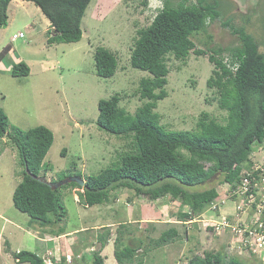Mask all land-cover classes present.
<instances>
[{
	"label": "rangeland",
	"instance_id": "1",
	"mask_svg": "<svg viewBox=\"0 0 264 264\" xmlns=\"http://www.w3.org/2000/svg\"><path fill=\"white\" fill-rule=\"evenodd\" d=\"M165 2L177 7L183 0H91L81 21V40L51 45L47 44L50 27L39 9L21 0L9 3L7 25L0 28V108L9 120L7 132H25L38 126L52 132L53 143L43 160L50 170L40 173L45 181L59 183L76 174L84 181L116 163L122 153L130 151V140L98 130L95 124L97 103L117 94L119 106L126 112L133 114L141 106L138 82L148 74L130 67V53L137 32L151 23ZM213 2L219 8L220 17L208 22L206 33L192 36L195 50L220 47L224 52L219 57L225 60L229 50L240 46L238 36L222 25L229 21L230 27L243 29L251 35L259 52L264 54V0ZM191 3L194 0L184 2V5ZM18 33H23L24 37L13 39L12 36ZM97 47H104L117 59L116 72L110 78H99L95 74L93 53ZM20 61L29 67V74L12 77L8 72ZM165 63L169 69L165 86L167 96L155 108L160 124L171 130H193L202 113L223 123L225 112L217 106L215 89L206 86L213 69L208 54L198 56L190 52L183 61L167 55ZM18 161L14 146L4 137L0 143V264H28L14 260L13 254L20 250L38 252L45 259L54 257V249L59 251L58 259L71 256L72 246L77 247L71 240L80 234L83 236L81 246L84 245L80 248L97 251L100 244L96 235L113 226L109 242L100 249V254L107 259L115 237L122 236L124 241V235L130 233L129 239L134 241L156 238L164 230L162 221L166 220L169 226L177 227L182 238L180 244L189 245L199 254L204 250L219 251L244 264H264L259 254L262 249L255 247L257 254L253 248H250L251 252L243 250L239 234L228 229L217 230L218 235L214 231L207 232L209 223L206 221H215L218 213L206 210L196 216L190 226H184L178 222V216L186 208L179 202L164 198L151 205V201L125 188L110 191L107 204L84 208L77 195L82 189L60 187L57 195L65 210L62 222L39 224L13 206L12 193L22 172ZM221 180V176L216 175L207 184L186 190L195 192L215 187L219 199H225L220 216L232 215V205L227 200L228 188L220 184ZM60 226L69 234L56 241L43 234L50 229L57 231ZM77 228L84 232L73 233ZM120 231L123 232L118 236ZM48 240L55 244L50 255L40 250L42 243ZM52 243H46V246H52ZM91 254L86 255L88 263ZM158 263L170 264L168 260Z\"/></svg>",
	"mask_w": 264,
	"mask_h": 264
},
{
	"label": "trees",
	"instance_id": "2",
	"mask_svg": "<svg viewBox=\"0 0 264 264\" xmlns=\"http://www.w3.org/2000/svg\"><path fill=\"white\" fill-rule=\"evenodd\" d=\"M11 1L0 0V28L7 25ZM21 1L32 3L47 19L50 27L47 44L81 40V21L91 0ZM187 1L183 0L177 7L165 2L151 23L137 32L129 64L148 74L138 82L141 106L130 114L119 106L117 94L97 103L95 124L98 130L130 140V151L122 153L116 163L96 176L84 180L83 187L72 182L65 184L82 189L77 195L84 208L107 204L110 191L125 188L149 201L166 197L179 202L186 208L178 216L179 220L186 222L201 215L213 200L219 198L215 187L195 192L186 189L203 186L216 175L222 178L220 184L235 186L242 166L264 141V54L259 52L251 35L243 29L230 27L229 21L222 25L238 36L240 46L228 51L226 62L219 57L224 52L220 47L195 50L192 36L206 33L208 22L220 17V12L213 0H194V3L184 5ZM207 38L211 40L210 35ZM190 52L198 56L208 54L213 69L206 86L215 89L217 106L225 112L224 122L218 123L209 114L202 113L193 130L166 129L155 112L157 103L167 96L165 86L169 69L165 57L172 55L183 61ZM93 61L99 78L106 79L115 74L117 59L104 47L95 49ZM233 66L235 70L231 69ZM8 73L12 77H24L29 74V67L20 61L13 64ZM8 126V117L0 108V143L4 137L9 139L22 167L21 180L12 193L13 206L39 224H60L65 216L57 195L60 187L51 188L49 184L55 182L48 184L40 175L41 171L50 170L43 160L53 143L52 132L43 126L25 132H7ZM75 176L81 178L79 174ZM56 230L50 229L48 233L59 236L64 227ZM120 238L114 240L117 264L133 257V249H119ZM180 239L181 234L170 228L158 239L150 240L148 247H161ZM103 241V238L99 239L101 246ZM92 255L91 263L83 264H103L98 252ZM13 258L17 263L44 264L36 252L26 250L15 252ZM51 261L67 264L65 258L59 261L51 258ZM188 264L244 263L223 252L205 251L194 255Z\"/></svg>",
	"mask_w": 264,
	"mask_h": 264
},
{
	"label": "built area",
	"instance_id": "3",
	"mask_svg": "<svg viewBox=\"0 0 264 264\" xmlns=\"http://www.w3.org/2000/svg\"><path fill=\"white\" fill-rule=\"evenodd\" d=\"M23 33L13 35V39L23 38ZM227 59L224 60L226 62ZM235 70L236 67L231 68ZM227 200L232 205V215H221V208L224 207V200L219 198L210 203L208 212H216V220H207L206 228L208 233L219 229H228L239 234L241 247L249 250L259 247L262 263L264 262V141L249 156V161L242 166L240 179L233 187L227 185ZM219 195V194H218ZM226 198V197H224ZM203 214V213H202ZM201 214V215H202ZM200 215V216H201ZM196 218H191L187 223H191ZM211 228V229H209ZM218 235V234H216ZM249 248V249H248ZM242 250V251H243ZM246 250V251H247ZM257 254V253H256ZM44 264H53L50 258H43Z\"/></svg>",
	"mask_w": 264,
	"mask_h": 264
},
{
	"label": "crops",
	"instance_id": "4",
	"mask_svg": "<svg viewBox=\"0 0 264 264\" xmlns=\"http://www.w3.org/2000/svg\"><path fill=\"white\" fill-rule=\"evenodd\" d=\"M162 199H164V198H162ZM166 199L169 200V198H166ZM156 201H160V199L151 201V205L156 204ZM173 202H176V201H173ZM179 221L180 220H178V222ZM167 222H169V221L168 220L162 221V223L165 225L164 230H161L156 238H150V239L145 238L144 240L138 239L137 241H134V239H129L130 233L124 235L123 239L125 242L122 241L120 238L119 249H122L123 247L133 249V257L126 262H122L121 264H161L158 262L167 261V260L169 261L170 264H188L189 260L194 255H201V254H199L198 250H196L194 248H192V249L189 248V245L188 246L184 245L183 242H182V244H180V242H179L180 240L175 241V242H170V243L165 244L164 246H161V247H155V248L150 247L149 248L148 246L151 243L150 240L158 239L163 232L167 231L170 228H175L177 230L176 226H169ZM180 223H182L181 225H184V226L185 225L190 226L192 224V223H186V222H182V221H180ZM169 224H173V223H169ZM112 227L113 226H111L110 229H106V231L104 233L96 235V240L98 241V244H100V249H102L106 245V243L109 242L110 237H111L110 235H111ZM153 229H154V227H153ZM79 232L82 233V232H84V230L83 229L79 230V228H77V229H75V231L73 233L79 234ZM122 232L123 231H120L118 236H120L122 234ZM127 232H128V230H125V233H127ZM35 234H36V232H35ZM43 234H46L47 236L52 237V239L56 241V240H58V238H61L65 235L69 234V231H67L64 228V231L61 232V234H59V236L52 235L51 233H48V232L47 233L43 232ZM80 236L79 237L73 236L71 241L75 242L77 247L72 246L73 252H71V256H69L70 254L65 255L66 254L65 253L64 258H70V261L72 260V262H71L72 264L73 263L74 264H83V263H88L86 260L87 254H90L91 252H92V254L95 252L96 253L98 252L99 255L103 259V264H117V261L115 260V257H114V241H112L113 242V246H112L113 250H112L111 254L109 255V257H107V259H106V257H104L102 254H100V249L97 251H92V249L89 247L85 248L84 250L82 248H80L82 240H83L82 234H80ZM37 238H36V240H38ZM100 238H103L105 240V241H103V243H104L103 246H101V243L99 242ZM39 239L43 240L42 238H39ZM115 239H116V237H115ZM187 241H188V239H186V241H185L186 244H187ZM46 243H52V240H48V242L44 241L42 243V247L40 250L43 251L42 253H44L46 251L45 253H48V255H50L49 251L51 252V248L55 247V244L52 243V246H46ZM130 243H133V246H129V245H131ZM198 246H200V245H198ZM81 247H84V245L82 244ZM205 251H207V250H204L203 252H205ZM58 252H59L58 249L57 250L54 249V258L56 261H58V258H56V255L59 254ZM80 253H82V254H80ZM36 254L38 255L39 253L36 252ZM41 255H39V256L42 257ZM91 261H92V258H91Z\"/></svg>",
	"mask_w": 264,
	"mask_h": 264
},
{
	"label": "water",
	"instance_id": "5",
	"mask_svg": "<svg viewBox=\"0 0 264 264\" xmlns=\"http://www.w3.org/2000/svg\"><path fill=\"white\" fill-rule=\"evenodd\" d=\"M70 182L76 183L80 187H83V185L85 183V181H83L80 177H76V176L75 177H69V178H67V179H65L59 183H52V184H49L48 182L47 183L50 185L51 188L57 189V188L65 185V184L70 183Z\"/></svg>",
	"mask_w": 264,
	"mask_h": 264
},
{
	"label": "clouds",
	"instance_id": "6",
	"mask_svg": "<svg viewBox=\"0 0 264 264\" xmlns=\"http://www.w3.org/2000/svg\"><path fill=\"white\" fill-rule=\"evenodd\" d=\"M49 183V182H48ZM189 221V220H188ZM188 221H186V223L188 222ZM42 258V257H41ZM51 258H54V257H50V260H51ZM64 258V257H63ZM55 259V258H54ZM61 259V258H60ZM60 259H58V261L60 260ZM66 260H65V262L67 263V264H70L71 263V261H70V258H65Z\"/></svg>",
	"mask_w": 264,
	"mask_h": 264
}]
</instances>
